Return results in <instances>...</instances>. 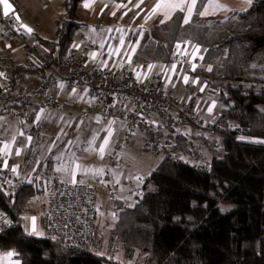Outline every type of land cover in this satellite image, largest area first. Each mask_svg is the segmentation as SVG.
Instances as JSON below:
<instances>
[{
  "label": "trees",
  "instance_id": "obj_1",
  "mask_svg": "<svg viewBox=\"0 0 264 264\" xmlns=\"http://www.w3.org/2000/svg\"><path fill=\"white\" fill-rule=\"evenodd\" d=\"M80 1L62 0L55 38L28 33L49 63L65 59L79 26L72 19L80 15ZM205 1L196 0L188 24L175 11L169 20L152 25L133 61H167L176 42L201 46V62L190 73L221 103L213 120L216 134L188 135L175 127L185 123L170 113L163 157L145 179L141 196L132 204L114 199L116 219L108 234L97 229L85 245L28 235L24 216L30 199L41 192L36 183L25 184L14 197L0 188V212L10 220L0 231V250L15 252L19 264H121L100 254L105 242L108 252L120 245L128 257L138 250L142 264H264V0H252L247 9L225 16L201 17ZM38 73V65H14L0 113L7 112L11 98L39 88ZM2 88L0 80V93ZM201 147L206 156L200 155ZM201 157L207 170L196 166Z\"/></svg>",
  "mask_w": 264,
  "mask_h": 264
},
{
  "label": "built area",
  "instance_id": "obj_2",
  "mask_svg": "<svg viewBox=\"0 0 264 264\" xmlns=\"http://www.w3.org/2000/svg\"><path fill=\"white\" fill-rule=\"evenodd\" d=\"M0 36L6 42L17 43L23 52L25 65L39 66V88L10 99L11 106L7 112L20 121L35 105L41 109L76 111L77 120L100 119L106 130L115 132L114 140L119 136L120 142L129 143L142 134L144 148L161 150L165 143V139L162 140L164 122L173 112L184 123L194 125L199 134L207 132L214 135L217 132L213 121L200 116L201 105L196 92L188 87L186 96H180L169 90L166 83H160V75H154L152 80L142 76L149 68L148 62L134 63L103 51L101 55L105 64H88L89 53L98 52L97 45L72 41L60 64L49 63L39 42L29 40L25 30L12 16L2 14L1 6ZM189 43L176 42L169 61L184 67L188 62ZM14 65L13 57L0 55V80L3 83L0 106L7 100ZM137 73H140L139 78ZM196 166L208 169L206 163H197ZM36 171L26 181H16L9 169L0 166V188L14 197L25 184L37 182L39 173ZM44 183V234L60 238L70 245L91 243L97 229L90 184L84 178L72 183L54 180ZM9 226L8 215L0 212V231Z\"/></svg>",
  "mask_w": 264,
  "mask_h": 264
},
{
  "label": "crops",
  "instance_id": "obj_3",
  "mask_svg": "<svg viewBox=\"0 0 264 264\" xmlns=\"http://www.w3.org/2000/svg\"><path fill=\"white\" fill-rule=\"evenodd\" d=\"M11 1L17 10L15 1ZM176 2H179V0H82L78 3V7L81 6V12L87 16L94 15L96 18V26H103V29L99 31L97 38L84 41L74 38L73 41H81L85 45H97L98 52L94 53L92 51L89 53L88 64H105V58L101 55L103 51L134 62L133 55L141 41L143 38L151 36V26L154 24L160 25L164 21L169 20L175 11H180L179 9L167 7H160L156 9L155 12L153 9L156 8L157 4L167 5ZM184 3L185 11H180L182 23L184 17L187 16L186 6L191 3V0H184ZM137 5H139V7H137ZM249 5L247 0H206L200 9V12H205L206 14L200 16H224L233 10H245ZM103 19H106V26ZM78 28L80 29L81 26H77V29ZM26 35L29 40L36 41L28 37V32H26ZM133 48H135V51H132ZM196 48L200 50L198 53H195ZM203 52L204 49L201 46L191 42L187 46L188 62L184 67L178 64L176 65L169 60H152L148 62L152 67L148 68L146 73H142V76L147 80H152L154 75H160L162 78L160 83H166L169 90L180 96H186L189 87L199 96L201 105L199 110L200 116L206 120L213 121L221 107L216 110L217 100L215 95L208 90L206 83H200L198 78L192 76L190 73V69L193 68V65L197 66L200 64ZM194 54L196 55V59H193ZM0 55L13 57L15 64L23 63V52L18 47L17 43L13 41L6 42L1 36ZM185 76L188 77L187 83L184 81ZM210 107L212 108L211 112L208 111ZM33 109L34 107L30 109L29 114ZM35 109L36 111L30 121L27 120L29 114L23 121H20L8 112L0 113V166L9 169L16 181H26L36 170V172L39 173V179L36 185L41 189L40 193L43 194V199L40 203L41 211L38 215L27 217L26 225V220L24 221L25 228L28 227V229L32 230V218L35 217V228H37V224H40L44 233L41 214L44 212L45 205V181L54 180L61 183H72L84 178L93 190L94 223L96 229H98V225L106 221V219H104V213L100 214L99 207L100 201L103 202L104 200L102 194L105 191V187H95L90 182L88 176L92 164L77 163L75 160L68 161L64 158V154H70L77 144L82 140L87 141L88 139L91 145V151L95 153V158L102 160L111 152H115L120 142L118 139L119 136L114 140L113 137L115 136V132L112 133V131L106 130L105 125L98 118L77 120L76 111H68V115H61L59 117L58 109H41L40 107ZM37 117H39V119H37ZM74 120L75 122L73 124ZM53 127L56 129L57 133H59L57 143L54 148H52L51 152H46L43 158L40 159V150L37 146L41 138V133L43 130L52 129ZM207 135L210 134L207 133ZM143 136L144 135L140 134L134 137L132 141L142 139L143 146ZM29 137L31 139H29ZM105 141H107V143H105ZM45 151L46 149L41 152L43 153ZM123 167L124 166L120 162H116L117 182L113 183L115 189L111 191V197H109V199L112 200V207L114 199H125L128 201V199L120 195L125 193L131 195L134 193L133 187H136L133 179L128 173L124 175L121 173ZM13 168L16 169L15 172L12 171ZM120 181H122L124 185L118 188ZM136 188L135 192L142 193V186ZM98 215L99 221L96 219ZM9 252L14 253V255L12 257H7V253ZM17 261H19V259L12 250H0V264H16Z\"/></svg>",
  "mask_w": 264,
  "mask_h": 264
},
{
  "label": "rangeland",
  "instance_id": "obj_4",
  "mask_svg": "<svg viewBox=\"0 0 264 264\" xmlns=\"http://www.w3.org/2000/svg\"><path fill=\"white\" fill-rule=\"evenodd\" d=\"M17 6L18 12H20L22 22L28 25L33 31H35L40 37L52 39L55 38L56 35V27L57 24L63 18V5L62 0H14ZM80 5V4H79ZM81 12V6H79ZM82 15L74 17L72 20L79 23L78 25L81 28L76 29L74 38H78V40H89L92 38H97L99 35V31L103 29V26H96V18L94 15ZM225 16V15H224ZM106 19H103L105 26ZM105 28V27H104ZM28 37H31L28 34ZM32 39V38H31ZM187 94V93H186ZM221 107V103L217 102L216 110ZM59 117L62 115H68V111L66 110H58ZM175 127L182 132H186L188 135L197 133V129L192 124H175ZM166 133V132H165ZM166 139V134L163 136ZM59 138V133H57L54 127L52 129L43 130L41 133V138L38 141V149L40 154V159L43 158L44 154L48 151H52V148L57 143ZM162 138V140H164ZM165 141V140H164ZM45 152H41L45 150ZM90 142L82 140L79 144H77L70 154H64V158L68 161L75 160L77 163L84 164H92L91 171L89 173V180L95 186H103L105 187V191L103 192V202L100 201V214L104 213V219L106 221L104 223H100L98 225L99 232L103 233L104 236L108 234L112 223L115 221V210L112 207V203L109 199L111 197V191L115 188L113 187V183L117 182L116 180V162H120L124 167L122 169V174L128 173V175L133 179L136 187L142 186L145 179L148 178L150 172L155 168L158 162L163 157V152L161 149L159 151H155L153 148L144 149L142 146V139L133 140L130 143L119 142L118 147L115 149V152H111L109 155L105 156L102 160H98L95 158V153L91 151ZM206 149L201 147L200 155L206 156ZM93 154V156H92ZM181 160L186 162L193 163L186 156H180ZM205 157H201L199 162H203ZM115 169V170H113ZM121 174V175H122ZM120 175V177H121ZM115 177V178H114ZM151 184V182H149ZM123 182L120 181L118 188L123 186ZM136 187L134 188V193L129 195L128 193L122 194L120 196H124V198L128 199V203L132 204L138 197L141 196V193H137ZM132 188V189H133ZM43 194L37 193L35 194L29 201V210L25 214L24 218L27 219L28 216L38 215L41 211L40 203L42 202ZM97 221H99V215L96 217ZM27 220L25 222V225ZM27 230L28 227L26 228ZM31 231V230H30ZM36 231L38 233H43L40 224H37ZM44 235V233H43ZM43 235H35V236H43ZM100 254H103L107 257H112L115 260H118L121 264H142L141 256L138 250L134 251L132 257H128L123 253L120 245H117L113 249L108 252L107 245L104 242Z\"/></svg>",
  "mask_w": 264,
  "mask_h": 264
},
{
  "label": "snow or ice",
  "instance_id": "obj_5",
  "mask_svg": "<svg viewBox=\"0 0 264 264\" xmlns=\"http://www.w3.org/2000/svg\"><path fill=\"white\" fill-rule=\"evenodd\" d=\"M0 2L3 3V6H4V14L7 15L8 12H9V10L12 8V5L8 3V0H0ZM247 2L249 4H251V0H247ZM137 7H139V5H137ZM160 7H167V8H172V9H179L181 12L185 11V3H184V0H179V2L171 3V4H167V5L157 4L156 5V8H154L153 11L155 12L156 9H158ZM186 7H187V16L184 17V19H183V23L184 24H188L189 23V19L192 16L193 9L196 7V0H191V3L190 4H187ZM205 14H206L205 12H200L199 13V15H205ZM166 15H167V13H166ZM161 22H163V21H161ZM27 30L29 32H31V29L30 28L27 29ZM177 47L180 48L181 45H177ZM132 51H135V48H133ZM199 51H200L199 48H196L195 49V53H198ZM193 59H196V55L195 54L193 55ZM151 67L152 66L149 65V68H151ZM193 68H195V65H193ZM139 75H140V73H137V77L138 78H139ZM184 81H185V83H187V81H188V77L187 76L184 77ZM61 87H63V85H61ZM73 91H75V89H73ZM208 111L211 112L212 111V108L210 107L208 109ZM37 119H39V117H37ZM29 139H31V138L29 137ZM260 142L264 143V141H260ZM105 143H107V141H105ZM12 171L15 172L16 169L13 168ZM32 224H33L32 230L28 232V235L29 236H32V235H43V233H38L36 231V228H35V217L32 218ZM13 255H14V253H12V252L7 253V257H12ZM16 264H19V261H17Z\"/></svg>",
  "mask_w": 264,
  "mask_h": 264
},
{
  "label": "water",
  "instance_id": "obj_6",
  "mask_svg": "<svg viewBox=\"0 0 264 264\" xmlns=\"http://www.w3.org/2000/svg\"><path fill=\"white\" fill-rule=\"evenodd\" d=\"M8 3L12 5V8L9 10L8 14L5 15L4 14V6H3V3L0 2V6H1V12L4 16H12L20 25V27L22 29H24L26 32L30 33L27 29H29L30 27L28 25H26L25 23L22 22V19L20 17V14L19 12L16 10V7L15 5L13 4V2L11 0H8ZM18 18V19H17ZM31 29V28H30ZM32 31V29H31Z\"/></svg>",
  "mask_w": 264,
  "mask_h": 264
}]
</instances>
